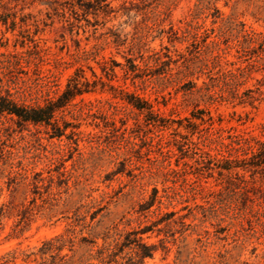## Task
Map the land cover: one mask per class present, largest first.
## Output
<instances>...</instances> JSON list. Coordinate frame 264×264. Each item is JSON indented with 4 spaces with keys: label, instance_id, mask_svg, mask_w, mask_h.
<instances>
[{
    "label": "rangeland",
    "instance_id": "1",
    "mask_svg": "<svg viewBox=\"0 0 264 264\" xmlns=\"http://www.w3.org/2000/svg\"><path fill=\"white\" fill-rule=\"evenodd\" d=\"M108 1L118 7L123 0ZM155 1L160 4V9L169 8L159 29L167 30L170 25L176 29L192 20V24L201 27L200 57L211 60L210 43L215 41L223 50L221 68L246 67L238 91H251L249 95L255 98L252 103H239L228 98L207 105L199 102L196 96L184 97L179 87L188 81L200 86L203 81H209L207 74L197 73L178 84L165 79L166 67L155 66L150 60L152 54L166 53V47L175 57V51L187 54V50L193 48L190 39L176 41L173 45L168 43L153 26L156 18L152 14L138 12L135 18L128 19L119 12L106 20L98 18L93 27L86 25L83 15L76 9L68 14L74 25L82 27H70L71 35L69 29L60 27L56 18L52 23L47 21L50 23L47 26H33L34 17H44L42 12L46 6L40 1L17 11L14 29L0 24L1 85L14 94L18 103L42 106L61 94L75 69L82 68L89 79L88 67L101 75L96 62L84 60L81 55L83 50H92L93 45L100 44L96 61L104 57L124 65V57L133 58L134 64L146 75L143 82L132 84L123 76L121 67L116 66V77L109 84L126 88L148 100L154 111L164 118L173 121L188 118L190 111L197 106L209 111L216 127L236 134H250L264 141L261 128L264 125V0ZM134 13L133 10L130 14ZM23 15L28 16L22 18ZM88 19L93 21L91 16ZM108 29L112 34L103 35ZM242 31L255 33L256 41L250 45L249 55L239 59L237 43L241 41ZM170 67L174 72L175 66L171 64ZM218 70L219 67H215L212 71L213 77ZM213 83L221 85L220 79ZM223 95L229 96L226 92ZM115 103L116 108L112 105ZM58 117L62 118L58 122L60 127L64 123L76 126L74 131L79 135L68 139L64 136L50 138L52 130L49 127L19 126L14 118L0 116V156H5L7 165L11 164L13 170L25 173L29 178L34 173H41L44 179L51 177L52 188L49 195H43L44 199L59 193L54 196L58 200L52 202L56 206L51 209L49 202L42 204L37 197L34 204L29 203L33 196L28 182H21L12 195L3 190L0 202H11L18 209L21 206L35 209L41 205L43 210L34 214L27 230L17 237L11 233L16 218L5 221L4 229L0 231V264L4 261L8 264H99L90 259V255L95 256L96 248L113 247L121 241V235L143 227L152 230L141 235L142 242L157 247L152 258L145 259L143 264H264L261 227L248 225L239 216L244 207L251 204L224 195L222 201L210 209V215L204 214L195 205L206 207L207 197L204 192L192 191L191 184L195 179L191 170L183 167L182 161L175 166L174 158L161 155L150 146L156 140L155 135L161 136L162 143L171 139V130L157 133L139 127L122 135V131L117 130L121 123L130 129L135 121L142 122V116L124 101L114 99L108 88L103 92L97 88L96 92L76 97ZM69 131L70 128L65 133ZM179 132L185 133L183 129ZM209 147L212 149L213 145ZM169 148L173 149L172 146ZM209 151L215 154L214 150ZM185 161L191 163L187 158ZM168 163L179 173L166 174ZM57 171L64 173L62 179L67 180L66 185L59 188L56 187ZM245 178L250 184L263 185L259 174L253 180L247 174ZM218 183L213 178L197 182L212 191L221 189ZM153 188L157 190L161 204L156 202L149 210L142 211ZM169 212H175V215L167 219L163 214ZM181 216H185L183 221L189 226L184 232L171 224ZM91 217L94 218L91 220ZM156 222L160 224L155 226ZM168 223L171 226L166 228ZM105 235L108 238L104 241L102 237ZM56 238L61 239L54 242ZM68 238L73 241L71 251ZM91 240H95L96 246H91ZM47 241H51V245H47ZM59 246L60 251H57ZM128 256L132 253L125 249L115 259L122 262L121 258Z\"/></svg>",
    "mask_w": 264,
    "mask_h": 264
},
{
    "label": "trees",
    "instance_id": "2",
    "mask_svg": "<svg viewBox=\"0 0 264 264\" xmlns=\"http://www.w3.org/2000/svg\"><path fill=\"white\" fill-rule=\"evenodd\" d=\"M35 1H40L42 5L46 6V9L42 12L44 17L35 18L33 20V26L38 27L39 24L47 26L53 22V19L59 22L62 29H69L72 35V29L70 27L76 26L69 17L72 11L78 9L80 14L83 15L86 25H97L98 18L106 20L112 14L119 13L126 16L128 19L135 18L138 12L143 15L152 14L155 16L156 21L153 26L157 28L158 33L164 35L166 40L170 44H174L176 41L184 39H190V46L192 50H187V54H182L175 51L172 57L168 52V48H164V52L153 53L150 60L155 66H165L166 72L164 77L168 82L180 83L181 80L188 77H192L197 73L207 74L208 82L203 81L200 86H197L192 81H188L183 86L179 87L183 96H196L199 102L207 105H213L214 103L222 100H238L239 103L245 101L252 103L255 100L254 97L246 93H239L238 86L240 85V78H243L245 68L237 67L235 69L221 68L220 62L222 57V49L215 41L210 43V56L211 60L200 57L201 49L200 39L202 33H199L201 27L192 24V20L186 21L183 27L169 26L167 30L159 29L164 22L166 16L169 13V8L164 7L160 9V4L155 0H139L135 2L133 0L121 1L118 7H113L108 0H0V24L4 27L8 25L11 29L16 26L15 15L17 11H22L27 5H32ZM12 5V6H10ZM5 10V11H4ZM134 10V14H130ZM68 12H70L68 14ZM41 13V11H39ZM28 15H23L22 18ZM91 16L93 21H90L88 17ZM49 21L50 23H47ZM81 28V25L76 26ZM153 29V28H150ZM96 31V28L93 29ZM84 33L87 31H83ZM78 35V32L75 33ZM111 30L108 29L103 35H111ZM205 34V30L203 31ZM241 41L237 43L239 50L237 51L238 58L242 59L249 55L251 48L250 45L255 43L256 36L253 32L242 31ZM86 39L88 37H85ZM75 42L79 40L73 39ZM264 41V40H263ZM101 48L100 44L92 46V50H83L81 55L84 60H93L98 65L101 75L95 74V72L88 67L91 72V79L87 78L85 71L82 68H77L73 72L72 76L68 79L64 90L61 94L53 100H48L42 106H26L18 103L14 94L10 93L8 89L3 88L0 79V116L6 115L10 118H14L13 121L19 126H44L49 127L52 133L50 138H72L79 135L74 131L75 126H70L64 123L62 127L58 125L61 117L58 114L61 113L76 97H81L84 94L96 92L97 88L101 92L108 88L113 92V98L124 101L130 106L137 115L142 116V122L135 121L133 127L127 129L124 123H121V128L117 130L122 131V135L133 129L144 127L147 132L155 131L160 133L165 130H171L169 135H173L171 139H168L164 143L161 141V136L155 135V142L150 146L155 147L161 155H169L175 160V166H178V162L182 161L183 167L190 169L191 174L194 175V179L191 184V189L194 192H204L205 198L207 197L206 207L195 205L196 208L202 209V211L210 215V209L217 203L221 202V197L224 195L238 197L246 202H249L250 206H245L242 213L239 214L240 218L244 220L248 225H258L261 227V231L264 233V141L250 134H236L230 132V130H224L221 127L215 126V120L210 115L207 109H198L197 106L190 111L189 117L178 121H173L164 118L160 113L154 111L153 105L146 99L140 97L134 92H128L126 88L121 86L113 87L109 84L115 77V67L120 66L125 79H129L132 84L135 81H144L145 72L138 65L134 64L133 58H126L125 64H119L113 61L111 58L101 57L99 61L95 58L98 56V50ZM205 49H208L205 46ZM2 56V54H0ZM165 58V60H163ZM149 60V61H150ZM173 64L175 71L170 67ZM198 64V65H197ZM228 64L227 61L224 62ZM197 65V66H196ZM215 67H219L216 73V77L211 74ZM105 78L107 81H104ZM264 78V77H263ZM220 79L221 87L218 83H213ZM257 83H260L259 81ZM224 92L229 96L225 97ZM243 96L246 98L243 99ZM116 104H112L116 108ZM185 122V123H184ZM175 124V126H174ZM70 128L69 133H65ZM115 129V127H113ZM264 134V125L261 126ZM179 129L184 130V134L179 132ZM195 137V139H193ZM210 145L213 148L210 149ZM172 146L173 149L169 147ZM205 148H209L207 151ZM209 150H214L215 154H211ZM191 160V163L185 161V159ZM166 174H178L179 170L170 167V163L167 164ZM122 171H117V173ZM245 174L253 180L256 175H261L263 185H255L245 178ZM216 175V176H214ZM134 177L133 175H129ZM64 173L57 171V183L56 187L66 185L67 180L62 179ZM217 177V178H216ZM213 178L215 181H219L221 185L220 190L212 191L210 189L202 187L197 184L201 179ZM51 177L47 179L42 178L41 173H34L30 178L19 171L13 170L11 164L7 165L5 156H0V197L5 189L9 195H12L21 182H28L30 186V193L32 199L29 202L34 204L36 197L42 201V204L49 202L51 209H53L57 203V198L54 196L59 195L57 192L52 197L47 199L43 198V195H49V191L52 188ZM67 191V188L64 192ZM195 194V193H194ZM194 196V195H193ZM209 197H218L219 199L211 200ZM194 199V198H193ZM52 202H54L52 204ZM161 204L157 199V190L152 189L149 200L142 206L141 210H149L155 203ZM43 210V206H36L35 209H29L21 206L14 207L11 202H0V231L4 229L5 221L12 217L16 218L11 233L13 236H20L29 227L32 217L39 211ZM35 212V213H33ZM167 219L172 218L175 212H169L163 214ZM213 216V215H212ZM94 217H91V220ZM185 216L178 217L177 220H172L171 224L179 227L181 232H184L189 227L184 223ZM159 222L155 223V226L159 225ZM170 223L165 225L166 228L171 226ZM154 226V225H153ZM150 227H143L138 231H130L121 235V241L116 242L113 247L107 245L105 247H99L95 250V256L90 255V259H95L99 264H143V261L148 258H152L156 252L157 247L155 245H146L142 242L141 235L150 232ZM160 232V230H158ZM173 237V235H171ZM97 237H94L96 239ZM107 235L102 237L105 241ZM61 238H56L53 241L58 242ZM68 242L71 247L73 241L68 238ZM84 240V239H83ZM51 241H47V245H51ZM91 246H96L95 240L89 241ZM60 246L56 247L57 251H60ZM127 249L132 253V256H128L122 262H119L115 257H118L122 252ZM165 249V247H163ZM65 257V255L63 256ZM1 264H8V261H4Z\"/></svg>",
    "mask_w": 264,
    "mask_h": 264
}]
</instances>
